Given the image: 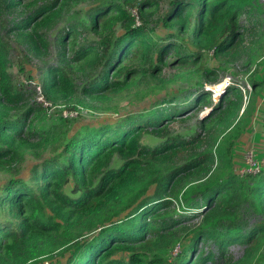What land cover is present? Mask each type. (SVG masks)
Listing matches in <instances>:
<instances>
[{"label":"trees","instance_id":"obj_1","mask_svg":"<svg viewBox=\"0 0 264 264\" xmlns=\"http://www.w3.org/2000/svg\"><path fill=\"white\" fill-rule=\"evenodd\" d=\"M24 1L0 0V15L26 10L6 34L27 58L46 64L48 33L65 22L54 43L56 62L41 72V94L52 106L78 102L106 114L184 78H193L194 94L182 105L167 93L114 123L67 132L70 123L29 103L31 87L9 73L12 47L0 35V176H9L0 183V264L55 257L65 259L59 264H264V168L239 177L232 156L251 125L264 133L260 0ZM78 5L86 8L78 12ZM238 50L244 72L257 67L248 77L249 97L244 102L232 83L212 107L204 86L218 84ZM172 68L178 73L164 79ZM204 107L211 112L194 129H168ZM145 134L163 138L150 146L141 142ZM27 162L35 164L20 178ZM173 200L180 213L171 216ZM244 209L259 219L250 228ZM190 218L200 219L196 231L182 226ZM190 234L187 248L170 256ZM209 241L215 252L198 249ZM232 246L244 247L236 260Z\"/></svg>","mask_w":264,"mask_h":264},{"label":"rangeland","instance_id":"obj_2","mask_svg":"<svg viewBox=\"0 0 264 264\" xmlns=\"http://www.w3.org/2000/svg\"><path fill=\"white\" fill-rule=\"evenodd\" d=\"M24 2H28V0H25ZM38 6V4H37ZM165 7V1H162L160 9L157 11L158 15H162V10L164 11ZM85 6L78 5L76 7V11H81L82 9H85ZM27 12L26 10L23 9V6L21 5L19 8L11 11V12H2V15H0V35L3 37H6L7 41L11 45L12 49L9 50V55L12 60V66L9 69V73L13 76L14 81L17 83H25L29 84L32 83V86L36 87V90L38 91L39 84L41 86V72L43 68L46 65H54L56 62V48H55V40L58 35V33L65 27V22L60 21L55 28L48 33V41H49V52L47 58L44 60L46 64L43 62L37 61L32 58H27L26 53L24 52V48L19 47L13 43L14 41V36L13 34L7 35L6 32L11 26L14 24L18 23L21 19L25 18ZM259 21L261 24H263L264 28V4L262 6V11L260 14L257 15ZM155 18V17H152ZM135 21L138 23L140 22L137 14L135 17ZM240 26L243 27H248V17L246 15H242L239 20ZM6 28H3V27ZM157 29L159 30L158 33H163L161 23L157 25ZM247 44L249 45V41L246 40ZM238 55L237 60L231 64L229 70L222 74L219 73V83L216 85H206L207 89H209L212 93V107L213 105H216L217 99L219 96L224 93L225 90H227L228 87H226V84L224 81H229L230 84L234 83L238 86H240V90L242 94L244 95L243 100L244 102L248 99L249 94L247 91H250L248 77L252 74L254 70L257 69L256 65L254 64L253 66L250 67V70L246 73L243 71L245 69L243 63L245 61V55L241 50H238ZM256 56L258 54H255ZM19 63L22 65V67L25 68V71L23 73H19V66H17ZM208 66L210 67H217L216 63L213 61H208L207 62ZM261 65V64H260ZM264 68V60H263V66ZM260 69V67H258ZM178 73L177 69L172 68V69H166L162 72L161 76L164 79H172V75ZM258 79L264 78V69H261V71L257 74ZM31 77L30 81H28L27 77ZM221 76H224L222 78ZM226 79V80H225ZM175 82H172L171 84L165 86L166 88H161L155 90V94H149L147 95L143 101L139 102H133L132 104L120 102L116 105L120 106L119 108H115L114 110H110L109 113L106 114H99L96 112V110H89L86 108L84 104H80L78 102L73 103L72 105H55V106H44L40 104V107L42 110L45 111L46 115L49 117V119L55 118L56 121L59 122V120H66L68 124L69 129H67V132L75 131L78 130L80 127L83 125H93L97 126L100 122L103 124L106 123H114L116 120L122 116H125L130 113H136V112H142L144 110H147L155 101L158 99H163L164 96L167 93H170L171 95H175L177 99H175L174 103H179V104H184L185 100L189 98L191 100L194 94V89L192 86L193 78H184L182 80H174ZM250 82V81H248ZM225 84V89L222 93L220 91L223 89V85ZM79 87H82L85 83L84 82H78L77 83ZM251 84V83H250ZM218 88H216V87ZM34 87H31V91L33 92V97L29 101L31 105L36 103V99L39 97L38 93L35 91ZM221 88V90H219ZM214 90V91H213ZM192 94V96H191ZM43 96V95H42ZM220 96V98H221ZM214 99V100H213ZM38 101V100H37ZM216 101V102H215ZM88 103V101H86ZM37 104V103H36ZM71 107V109H68ZM210 107V106H209ZM209 107H204L201 109H198L196 111L189 112L187 114L186 118L182 119H177L175 122H172L171 124L168 125V129L170 131L176 132V133H184L186 131L192 130L196 127V123L199 119L205 118L210 112L211 108ZM263 108H261L262 110ZM260 110V111H261ZM52 121V120H49ZM77 121H80L77 123ZM247 136H243L237 141V147H236V153H233V159H237L236 161V166L238 169L242 166V161H241V155L244 154V151L247 149H253L255 152V156L257 159H264V155H262V151H264V133L261 129H259L258 125H255V129H253L252 125L246 132ZM157 137V138H156ZM161 136H154V135H142L141 137V142L145 143L147 145L153 146L156 145L160 140ZM205 137L203 138L202 136V141L205 142ZM182 154L180 157H183ZM239 155V156H238ZM184 158L180 161H182ZM35 164V163H33ZM31 162H27L25 169L24 166L22 169V173L20 174V178H26L28 175V170L30 167L33 165ZM215 166V165H214ZM236 171V170H235ZM6 178V179H5ZM9 178V176H0V183L6 181ZM5 179V180H4ZM4 180V181H3ZM178 201V200H176ZM175 200L174 202V207H172L168 212L171 216H174L176 213H180L179 207L176 205ZM242 218H243V223L246 228H250L255 223L258 222V218L252 215L248 210L244 209L242 212ZM188 223L183 222L182 226L189 227L190 230L196 231L195 229L198 227L200 223V219L198 218H190L187 220ZM221 231V230H219ZM191 237V234L187 237L184 238V241H181L177 244V246L174 248V250L170 253V256L174 257L178 255L181 251L185 250L187 248V242H189V239ZM182 243V244H181ZM181 244V245H180ZM198 249L204 250V251H209L212 250L213 252L216 251L215 246L211 241L205 243L201 242L198 246ZM244 247L242 246H232L230 247V255L231 257L236 260L239 257L242 256L243 254ZM46 261H52L56 264L63 263L65 261L64 258L62 257H55L52 259H45L43 263ZM42 263V264H43Z\"/></svg>","mask_w":264,"mask_h":264},{"label":"built area","instance_id":"obj_3","mask_svg":"<svg viewBox=\"0 0 264 264\" xmlns=\"http://www.w3.org/2000/svg\"><path fill=\"white\" fill-rule=\"evenodd\" d=\"M261 4H264V0H260ZM133 15L136 17V12L132 11ZM136 25H139V23L136 21ZM226 80V79H225ZM227 85H230L229 81H225ZM25 84V83H24ZM29 85L30 87L32 86V83L25 84ZM35 91L38 93L39 97L36 99V103L38 105H44V106H50V102L46 101L42 94H41V86L39 84L38 91L36 90V87H34ZM38 100V101H37ZM242 167L237 170V173L239 177H243L247 174L255 175L257 174L261 169L264 168V159H257L255 156V152L253 149H247L244 151V154L242 155ZM43 264H56L52 261H46Z\"/></svg>","mask_w":264,"mask_h":264},{"label":"water","instance_id":"obj_4","mask_svg":"<svg viewBox=\"0 0 264 264\" xmlns=\"http://www.w3.org/2000/svg\"><path fill=\"white\" fill-rule=\"evenodd\" d=\"M224 82H225V81H224ZM225 84H226V86H227V83H226V82H225ZM215 87H216V86H215ZM216 88H218V87H216ZM224 89H225V88H224ZM224 89H222V90H221V88H220V89H219V90H221V91H220V93H222V91H223ZM204 90H205V91H209V92H210V90H209V89H207L206 87H204ZM220 96H221V95H220ZM220 96H219V98H218V99H220ZM204 210H206V208L202 209L201 211H204Z\"/></svg>","mask_w":264,"mask_h":264},{"label":"clouds","instance_id":"obj_5","mask_svg":"<svg viewBox=\"0 0 264 264\" xmlns=\"http://www.w3.org/2000/svg\"><path fill=\"white\" fill-rule=\"evenodd\" d=\"M218 83H219V82H218ZM205 86H206V85H205ZM228 86H230V85H227L226 87H228ZM226 87H225V88H226ZM223 91H224V90H223ZM223 91H222V92H223ZM210 92H211V91H210ZM224 92H225V91H224ZM213 100H214V99H213ZM219 100H220V99H217V102H218ZM241 113H242V111H241ZM241 113H240V114H241Z\"/></svg>","mask_w":264,"mask_h":264},{"label":"bare ground","instance_id":"obj_6","mask_svg":"<svg viewBox=\"0 0 264 264\" xmlns=\"http://www.w3.org/2000/svg\"><path fill=\"white\" fill-rule=\"evenodd\" d=\"M222 85H223V89H224V88H225V84L223 83ZM213 91H214V90H213Z\"/></svg>","mask_w":264,"mask_h":264}]
</instances>
